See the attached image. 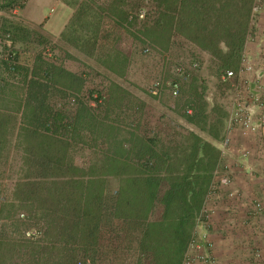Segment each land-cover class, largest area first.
Instances as JSON below:
<instances>
[{
	"label": "rangeland",
	"instance_id": "1",
	"mask_svg": "<svg viewBox=\"0 0 264 264\" xmlns=\"http://www.w3.org/2000/svg\"><path fill=\"white\" fill-rule=\"evenodd\" d=\"M26 1L0 0V264H38L35 251L47 243L45 226L35 216V206L23 200L20 184L40 179L41 164L58 151L64 162L107 173L99 245L95 253L87 251L79 259L163 264L164 250L143 239L145 221L116 216L120 188L136 170L148 168V157L139 155L143 140L180 167L184 156L210 138L208 133L220 131L217 140L223 139L232 106V86L221 80L223 62L174 29L158 26L159 0L29 2L25 11L37 16V22L25 17ZM180 65L190 77L181 81L176 96L171 81ZM69 78L71 85H66ZM155 82L160 83L156 93ZM73 96L76 102L70 105ZM191 115L198 118L191 122ZM48 121L53 122L52 132ZM51 137H58V150ZM212 145L223 162L224 153ZM244 159L236 157L221 167L232 182L220 193L234 195L221 204V198L207 202L206 207H216L208 241L190 249L195 218L181 264L189 253L191 264H264V202L251 199L243 214L237 209L242 198L237 176L244 171ZM168 183L162 180L161 190ZM155 205L151 219L160 221L162 207ZM226 213L230 215L224 224L221 216Z\"/></svg>",
	"mask_w": 264,
	"mask_h": 264
},
{
	"label": "trees",
	"instance_id": "2",
	"mask_svg": "<svg viewBox=\"0 0 264 264\" xmlns=\"http://www.w3.org/2000/svg\"><path fill=\"white\" fill-rule=\"evenodd\" d=\"M159 1L162 13L158 26L174 29L202 50L218 57L224 70L238 66L252 29L253 0ZM65 84L71 85L70 78ZM197 118L191 115L189 119L194 122ZM47 125L52 132L53 122L48 121ZM218 132L211 134L217 139L220 138ZM51 138L54 149L58 150L55 142L58 137ZM151 143L149 140L141 142L139 155L148 157L145 163L148 168L136 170L133 178L126 179L120 188L115 214L144 220L143 239L164 250L163 264H181L192 224L202 209L220 154L212 143L205 141L197 150L184 156L179 167L168 159V155L160 157ZM62 156L58 151L41 164L40 179L20 184L23 200L30 202L31 207L35 206L34 214L45 226L43 234L47 243L38 244L37 263L95 264L93 258L79 257L80 254L87 255V251L95 253L98 248L106 208L104 175L107 173L96 171L94 167L87 170L71 161L64 162L60 159ZM182 164L185 165L183 168ZM167 173L169 179L164 177ZM162 180L169 181L166 190H161ZM155 203L162 207V219L165 220L151 219ZM173 214L176 219L171 223Z\"/></svg>",
	"mask_w": 264,
	"mask_h": 264
},
{
	"label": "crops",
	"instance_id": "3",
	"mask_svg": "<svg viewBox=\"0 0 264 264\" xmlns=\"http://www.w3.org/2000/svg\"><path fill=\"white\" fill-rule=\"evenodd\" d=\"M35 1L40 0H27L26 4L24 3L26 6L24 5L23 8L25 17L33 21H36L37 16L35 17L30 13L28 14V10L25 11V9L29 5V2L32 3ZM44 15L43 12L40 14V18L38 19L39 22L44 20ZM242 52L247 55L248 62L254 67V69L252 71H240L245 67L244 62L241 59L237 67L230 68H235L233 70L236 73L234 78L230 81L232 85L230 83H226L230 87L232 86V94L230 96L232 99V106L230 111L232 110L237 97L250 100L253 93H264V79H258L259 74L257 75V70H262L264 67V2L262 4L261 11L253 20L251 32L245 42ZM223 83L225 84V82ZM259 84L262 85L260 88H258ZM258 135L259 133H243L239 129L235 130L232 134L231 145L227 151L222 147L223 139L217 140L213 135H211V133H208L210 138H208L207 141L215 144L217 148L221 150V154L224 153L226 158H223L222 162V158L220 157L215 171L219 170V172L222 173L223 171H221V167H223L226 163L235 160L236 157H239V154H241L243 150L249 151L247 159L242 161L245 164V166H243L244 171L239 172V175L237 176L239 191L240 189L242 191V198L236 201L239 214H243L244 211L245 213L248 211V206H251V199L256 198L257 201L262 200L264 202V139L262 136L259 138ZM250 170L258 171L259 174L256 173L253 175ZM228 196L229 195H227L225 192L220 193L221 200L219 204L223 203L224 199L229 200ZM224 208V206H221V212L224 211ZM227 215L230 214L226 213L221 216V219H223L222 222L224 224H226L227 220L224 219V217ZM197 263L202 264L201 260Z\"/></svg>",
	"mask_w": 264,
	"mask_h": 264
},
{
	"label": "built area",
	"instance_id": "4",
	"mask_svg": "<svg viewBox=\"0 0 264 264\" xmlns=\"http://www.w3.org/2000/svg\"><path fill=\"white\" fill-rule=\"evenodd\" d=\"M264 0H254L253 7H252V17L255 18L258 13L261 11L262 4ZM145 16V12L141 11L139 13V17L143 18ZM241 60L244 62V69L242 70H248L252 71L254 67L248 62L247 55L242 52L241 54ZM14 63V56L12 55L11 61L9 63L10 67ZM194 66H199V63L196 61L194 63ZM258 79L262 80L264 79V67L262 70H257ZM176 75L177 77L171 81V89L172 93L174 95H178L182 89V80H187L190 77V72L188 69H186L183 65L176 67ZM236 75L235 71L233 69H226L224 70V73L221 75V79L225 83H230L231 80ZM160 83L155 82L154 88L155 93L158 90ZM232 85V84H231ZM262 85L259 84L258 88H260ZM76 102V97H72L69 100L70 105H74ZM62 103H60L61 105ZM257 116V117H255ZM241 130L243 133H259L260 137L262 136L264 139V93L261 94L259 92H255L252 94V98L250 100L243 99L241 97H237L234 106L232 110L229 112L228 118L226 120V127H225V135L222 140V147L224 149H228V147L231 145L232 142V134L235 130ZM249 151L243 150L240 154V156L248 157ZM232 182V177L230 174L223 172L220 173L219 170L216 171L215 178L213 179L208 192L206 193L204 204L199 212V214L196 216V226L194 232L192 233L189 247L191 248H202L204 246V243L208 241V233H207V227L209 226V220L211 214L215 212V205L214 207H206L208 201L217 202L220 198V190L223 186H226L227 184ZM234 193L230 192L229 196H233ZM258 207L259 203H258ZM209 256H205V260L207 261V258ZM194 261V258L190 253L187 255L185 259V264H191ZM87 262L90 263V259H87Z\"/></svg>",
	"mask_w": 264,
	"mask_h": 264
},
{
	"label": "clouds",
	"instance_id": "5",
	"mask_svg": "<svg viewBox=\"0 0 264 264\" xmlns=\"http://www.w3.org/2000/svg\"><path fill=\"white\" fill-rule=\"evenodd\" d=\"M253 3H254V0H253ZM255 18H253V20H254ZM253 20H252V23H253ZM225 127H226V124H225Z\"/></svg>",
	"mask_w": 264,
	"mask_h": 264
}]
</instances>
